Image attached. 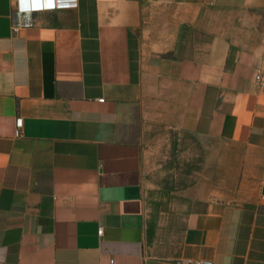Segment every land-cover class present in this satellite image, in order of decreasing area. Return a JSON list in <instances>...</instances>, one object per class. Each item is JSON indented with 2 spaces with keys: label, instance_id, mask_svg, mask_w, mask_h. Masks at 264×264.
I'll return each mask as SVG.
<instances>
[{
  "label": "crops",
  "instance_id": "0c3cea01",
  "mask_svg": "<svg viewBox=\"0 0 264 264\" xmlns=\"http://www.w3.org/2000/svg\"><path fill=\"white\" fill-rule=\"evenodd\" d=\"M111 259L264 264V0H0V264Z\"/></svg>",
  "mask_w": 264,
  "mask_h": 264
},
{
  "label": "built area",
  "instance_id": "2783aa9c",
  "mask_svg": "<svg viewBox=\"0 0 264 264\" xmlns=\"http://www.w3.org/2000/svg\"><path fill=\"white\" fill-rule=\"evenodd\" d=\"M77 5V0H16V6L18 11H33V10H53L61 8H71ZM102 101V99H99ZM22 126V119L16 118L15 120V136L20 135V128ZM101 229H98L97 233L100 235ZM191 264H210L208 260L193 261ZM110 264H114L111 259Z\"/></svg>",
  "mask_w": 264,
  "mask_h": 264
}]
</instances>
